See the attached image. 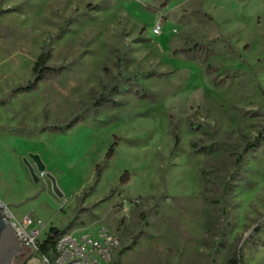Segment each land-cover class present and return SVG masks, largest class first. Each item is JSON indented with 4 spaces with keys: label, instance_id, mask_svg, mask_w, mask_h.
<instances>
[{
    "label": "rangeland",
    "instance_id": "1",
    "mask_svg": "<svg viewBox=\"0 0 264 264\" xmlns=\"http://www.w3.org/2000/svg\"><path fill=\"white\" fill-rule=\"evenodd\" d=\"M0 203L114 264H264V0H0Z\"/></svg>",
    "mask_w": 264,
    "mask_h": 264
},
{
    "label": "built area",
    "instance_id": "2",
    "mask_svg": "<svg viewBox=\"0 0 264 264\" xmlns=\"http://www.w3.org/2000/svg\"><path fill=\"white\" fill-rule=\"evenodd\" d=\"M154 33H160L159 25L154 28ZM0 206L6 221L23 244L20 254L30 250L42 264H114L120 240L105 227H99L94 233L83 234L80 237L69 231L63 233L56 243L55 256L51 259L40 254L39 237L43 228L42 223L35 222L29 217L18 220L3 204L0 203Z\"/></svg>",
    "mask_w": 264,
    "mask_h": 264
},
{
    "label": "trees",
    "instance_id": "3",
    "mask_svg": "<svg viewBox=\"0 0 264 264\" xmlns=\"http://www.w3.org/2000/svg\"><path fill=\"white\" fill-rule=\"evenodd\" d=\"M48 55L42 54L37 59V62L35 63V66L33 68V74H34V80L28 85L24 87H19L16 89V92H24L29 91L36 87L38 83H40L43 80L45 71H50L51 69L46 67V61H47ZM101 176V169L99 168L98 171V177ZM65 233L64 231H61L59 228L52 227L48 231L46 238L43 242L40 243V254L47 256L49 258H53L55 256V246L59 239V237ZM232 264H241L240 259L238 257L232 258L230 260ZM23 264H26L24 262Z\"/></svg>",
    "mask_w": 264,
    "mask_h": 264
},
{
    "label": "water",
    "instance_id": "4",
    "mask_svg": "<svg viewBox=\"0 0 264 264\" xmlns=\"http://www.w3.org/2000/svg\"><path fill=\"white\" fill-rule=\"evenodd\" d=\"M34 176L36 177V175ZM55 191L60 195L56 187ZM22 246L23 244L16 236L12 226L6 221L0 206V264H12L16 255L22 251Z\"/></svg>",
    "mask_w": 264,
    "mask_h": 264
},
{
    "label": "crops",
    "instance_id": "5",
    "mask_svg": "<svg viewBox=\"0 0 264 264\" xmlns=\"http://www.w3.org/2000/svg\"><path fill=\"white\" fill-rule=\"evenodd\" d=\"M33 259H39L38 257L34 256L33 254L29 257V259L26 261V264H30L31 260ZM40 260V259H39ZM41 262V261H40Z\"/></svg>",
    "mask_w": 264,
    "mask_h": 264
},
{
    "label": "flooded vegetation",
    "instance_id": "6",
    "mask_svg": "<svg viewBox=\"0 0 264 264\" xmlns=\"http://www.w3.org/2000/svg\"><path fill=\"white\" fill-rule=\"evenodd\" d=\"M19 262H20L19 261V257H15L14 260H13V262H12V264H14V263H17L18 264Z\"/></svg>",
    "mask_w": 264,
    "mask_h": 264
}]
</instances>
